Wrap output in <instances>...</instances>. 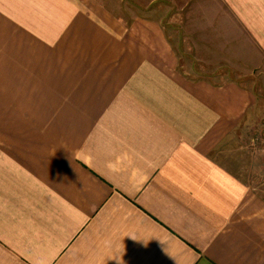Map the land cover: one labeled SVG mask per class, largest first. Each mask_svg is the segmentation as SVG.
I'll use <instances>...</instances> for the list:
<instances>
[{
    "label": "crops",
    "instance_id": "1",
    "mask_svg": "<svg viewBox=\"0 0 264 264\" xmlns=\"http://www.w3.org/2000/svg\"><path fill=\"white\" fill-rule=\"evenodd\" d=\"M111 1L0 0V264H264L263 167L215 155L264 90V0L195 3L191 56Z\"/></svg>",
    "mask_w": 264,
    "mask_h": 264
},
{
    "label": "rangeland",
    "instance_id": "2",
    "mask_svg": "<svg viewBox=\"0 0 264 264\" xmlns=\"http://www.w3.org/2000/svg\"><path fill=\"white\" fill-rule=\"evenodd\" d=\"M207 1L213 3L212 0H112L114 13L123 17L131 18L133 16L146 17L153 20L165 22L166 32L171 35L175 34V38H169L172 42H176L179 38L186 46V51L191 50V36L193 26L190 25L193 19H200L204 16L202 9L195 7V3ZM211 18L223 16L222 11H216L213 4ZM188 43H187V41ZM183 47V48H184ZM189 53V54H188ZM185 53L191 56L192 51ZM192 58L181 56V62H190ZM249 64V63H246ZM258 96L259 105L253 110V121L243 129L239 136L235 134L230 142L224 144L220 150L215 152L220 161L226 162L231 168L237 172L245 171L249 177L254 175V167H263L261 176L264 177V90L255 91ZM233 150V152H231ZM231 152V153H230ZM246 168V170H244ZM243 169V170H242ZM264 192V191H263Z\"/></svg>",
    "mask_w": 264,
    "mask_h": 264
}]
</instances>
